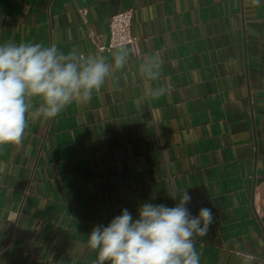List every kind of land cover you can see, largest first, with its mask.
I'll list each match as a JSON object with an SVG mask.
<instances>
[{"label": "crops", "instance_id": "0c3cea01", "mask_svg": "<svg viewBox=\"0 0 264 264\" xmlns=\"http://www.w3.org/2000/svg\"><path fill=\"white\" fill-rule=\"evenodd\" d=\"M130 8L136 50L98 51ZM4 40L130 59L88 104L0 147V264H93L96 225L184 190L193 216L213 213L201 264H264V0H0ZM150 54L158 82L140 72Z\"/></svg>", "mask_w": 264, "mask_h": 264}, {"label": "clouds", "instance_id": "9594fccd", "mask_svg": "<svg viewBox=\"0 0 264 264\" xmlns=\"http://www.w3.org/2000/svg\"><path fill=\"white\" fill-rule=\"evenodd\" d=\"M129 59L127 48L108 58L64 52L43 42H0V147L21 144L35 121L55 119L73 104H88L116 70L127 68ZM162 63L159 55H147L140 72L158 82ZM166 91L157 83L141 99ZM177 197L174 207L145 202L135 219L124 208L107 226L96 225L87 236V247L96 254L93 264H201L197 237L207 234L212 210L204 207L193 216L187 207L191 195L184 190L172 196Z\"/></svg>", "mask_w": 264, "mask_h": 264}, {"label": "built area", "instance_id": "2783aa9c", "mask_svg": "<svg viewBox=\"0 0 264 264\" xmlns=\"http://www.w3.org/2000/svg\"><path fill=\"white\" fill-rule=\"evenodd\" d=\"M133 9L115 13L109 20V39L107 44H97L100 52L110 51L114 48L130 46L136 50L138 38L132 33Z\"/></svg>", "mask_w": 264, "mask_h": 264}]
</instances>
